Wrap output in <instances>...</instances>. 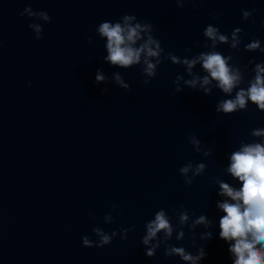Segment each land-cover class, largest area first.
Listing matches in <instances>:
<instances>
[{"label":"water","instance_id":"obj_1","mask_svg":"<svg viewBox=\"0 0 264 264\" xmlns=\"http://www.w3.org/2000/svg\"><path fill=\"white\" fill-rule=\"evenodd\" d=\"M26 7L46 11L51 23L22 17ZM243 9L256 10L246 22ZM126 14L152 23L165 50L181 57L185 48L205 50L210 23L226 33L243 28L245 43H264V0H194L183 9L174 0H0V264H183L163 249L150 259L140 243L157 210L167 209L175 224L180 205L216 222L211 240L200 241L203 229H197L207 253L201 264H232L219 238L223 213L213 178L239 186L223 169L240 141L252 139L251 129L264 127V113L250 104L246 112L217 114L215 104L225 98L218 90L212 97L187 88L176 93L175 78L186 73L171 62L149 85L139 67L105 63L106 41L96 28ZM33 22L43 25V39H36ZM220 50L230 53L227 46ZM234 55L242 65L252 57L264 61L259 52ZM98 69L109 79L120 72L131 90L98 85ZM191 135L211 157L194 151ZM189 161L208 166L191 187L179 173ZM110 212L114 222L106 224ZM132 225L136 231L126 241L82 244L83 236L96 239V227L112 232ZM192 235L183 246L195 254Z\"/></svg>","mask_w":264,"mask_h":264},{"label":"clouds","instance_id":"obj_2","mask_svg":"<svg viewBox=\"0 0 264 264\" xmlns=\"http://www.w3.org/2000/svg\"><path fill=\"white\" fill-rule=\"evenodd\" d=\"M194 0H174L178 8ZM255 9H243V21L250 20ZM20 15L32 21L43 20L51 23V17L46 11H35L26 7ZM219 19V17H216ZM29 27L35 33L36 39H43V25L33 22ZM101 40L106 41L104 62L113 68L129 70L139 67L144 76L143 84L149 85L158 75V69L166 61L172 65L182 66L185 75L178 74L175 78V92L182 93L185 88L212 97L215 90L223 94L215 104V112L231 116L249 110V105L264 113V61L257 62L255 57L249 59L247 65H242L234 54L240 52L264 54V43L258 38H252L245 43L247 33L243 28L236 27L230 33L222 32L214 24H208L203 31L204 51L193 53L191 48H185L183 57L166 51L160 39L157 38L154 25L141 21L136 15H123L118 21H102L96 28ZM88 43L93 38L88 37ZM243 45V48L241 47ZM221 46H227L230 53L225 55ZM199 67L200 71H197ZM95 81L99 84L115 83L119 88L130 91L131 85L126 82L120 72H113L111 79L98 69ZM251 140H241L239 147L228 157V164L223 173L237 181L239 186L226 182L220 177H214L213 183L218 186L216 208L223 215L219 218V238L228 245L232 264H264V127L253 128L249 133ZM189 143L194 151L207 159L212 156V150L207 148L196 135H191ZM204 162L189 161L179 169L186 186L191 187L198 177L207 171ZM113 211L117 206L113 205ZM175 224L167 209L157 210L153 218L144 224V234L140 243L144 246L145 255L152 259L163 249L167 258L178 257L183 264H201L207 253L204 246L197 243V229L200 241L214 238L212 229L216 222L205 214L196 215L180 205L173 209ZM106 224L114 222L112 213L104 217ZM187 229V232L185 231ZM136 226L123 228L119 231L105 232L96 227L93 233L95 240L89 236L82 237L85 248H104L110 246L119 237L126 241L130 232H135ZM187 233H192L191 247L195 254L183 246ZM177 242L176 244L171 241ZM180 245V246H177Z\"/></svg>","mask_w":264,"mask_h":264}]
</instances>
